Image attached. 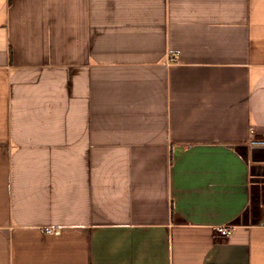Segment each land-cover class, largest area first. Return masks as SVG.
<instances>
[{"label":"crops","instance_id":"1","mask_svg":"<svg viewBox=\"0 0 264 264\" xmlns=\"http://www.w3.org/2000/svg\"><path fill=\"white\" fill-rule=\"evenodd\" d=\"M254 139L264 0H0V264H264Z\"/></svg>","mask_w":264,"mask_h":264},{"label":"built area","instance_id":"2","mask_svg":"<svg viewBox=\"0 0 264 264\" xmlns=\"http://www.w3.org/2000/svg\"><path fill=\"white\" fill-rule=\"evenodd\" d=\"M169 64H174L178 62V55L176 53H171L168 60ZM252 146H264V139H254L250 142ZM50 233H56V230L49 229ZM216 236L218 238H229L233 234V229L229 226H219L216 229Z\"/></svg>","mask_w":264,"mask_h":264}]
</instances>
